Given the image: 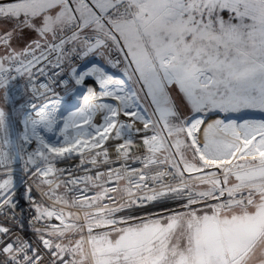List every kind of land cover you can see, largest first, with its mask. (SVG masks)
Masks as SVG:
<instances>
[{
  "label": "snow or ice",
  "instance_id": "1",
  "mask_svg": "<svg viewBox=\"0 0 264 264\" xmlns=\"http://www.w3.org/2000/svg\"><path fill=\"white\" fill-rule=\"evenodd\" d=\"M0 264H264V0H0Z\"/></svg>",
  "mask_w": 264,
  "mask_h": 264
},
{
  "label": "built area",
  "instance_id": "2",
  "mask_svg": "<svg viewBox=\"0 0 264 264\" xmlns=\"http://www.w3.org/2000/svg\"><path fill=\"white\" fill-rule=\"evenodd\" d=\"M75 159H76V157H69V160H68V162L69 163H73V162H75ZM24 188V185L23 184H20V185H18V189H20V190H22Z\"/></svg>",
  "mask_w": 264,
  "mask_h": 264
}]
</instances>
